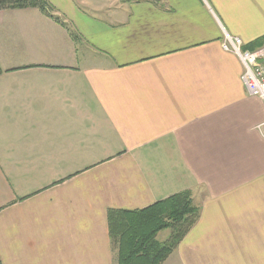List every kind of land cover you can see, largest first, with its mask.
<instances>
[{
  "label": "crops",
  "instance_id": "crops-1",
  "mask_svg": "<svg viewBox=\"0 0 264 264\" xmlns=\"http://www.w3.org/2000/svg\"><path fill=\"white\" fill-rule=\"evenodd\" d=\"M48 2L0 9V264H115L107 210L180 191L199 217L162 264H264L243 239L264 223V101L229 41L264 47V0ZM225 198L236 243L202 246L201 204Z\"/></svg>",
  "mask_w": 264,
  "mask_h": 264
},
{
  "label": "trees",
  "instance_id": "trees-1",
  "mask_svg": "<svg viewBox=\"0 0 264 264\" xmlns=\"http://www.w3.org/2000/svg\"><path fill=\"white\" fill-rule=\"evenodd\" d=\"M25 7H38L49 15L48 0H0V9ZM54 20L63 24L57 17ZM199 212L189 191L139 209L109 208L107 229L115 264H162L196 223ZM165 229H169L168 237L158 240Z\"/></svg>",
  "mask_w": 264,
  "mask_h": 264
},
{
  "label": "rangeland",
  "instance_id": "rangeland-1",
  "mask_svg": "<svg viewBox=\"0 0 264 264\" xmlns=\"http://www.w3.org/2000/svg\"><path fill=\"white\" fill-rule=\"evenodd\" d=\"M242 199V198H241ZM228 200L229 202H225ZM225 204V205H224ZM257 205L256 207H258ZM247 207L243 205L242 209H246ZM201 209H204L203 212V221L201 222V243L202 246L209 244H215L218 245H223L220 247H226V244H233L236 243L235 237H230V234H227L229 232V223H232V220L237 218H242L243 215L239 214L241 210V204L238 203V200L236 198H225L224 200L222 199L220 202L215 201V202H209L205 204H201ZM243 213V212H241ZM245 222V221H244ZM263 221L261 220H256L253 223L252 228L256 232L255 235L252 237L251 236H246V238H243L247 242H250L246 246L252 245V241L254 243H257L258 245H263L264 244V238L261 237L260 233L258 232L259 230L262 229L263 226ZM235 229L241 230L244 229L245 226L242 225V223H237L234 224ZM226 228H229L228 230ZM248 228V227H247ZM169 235V229L162 230L159 232L157 235V239L160 241L165 240ZM246 241L242 242L241 245L245 244ZM218 247V246H216ZM250 247V246H249ZM225 249V248H224ZM226 250V249H225ZM205 255L204 258L208 260L209 258L212 259L215 255L218 256L219 261L224 262L229 260V254L228 253H223V252H216V254H203ZM231 255V254H230ZM242 254H235V256H241ZM249 257H251L254 262H256V259H254L257 255L255 253L247 254Z\"/></svg>",
  "mask_w": 264,
  "mask_h": 264
},
{
  "label": "built area",
  "instance_id": "built-area-1",
  "mask_svg": "<svg viewBox=\"0 0 264 264\" xmlns=\"http://www.w3.org/2000/svg\"><path fill=\"white\" fill-rule=\"evenodd\" d=\"M229 41L231 51L243 66L242 80L247 94L264 101V47L242 49L238 38H229ZM224 47L227 48L225 44Z\"/></svg>",
  "mask_w": 264,
  "mask_h": 264
}]
</instances>
